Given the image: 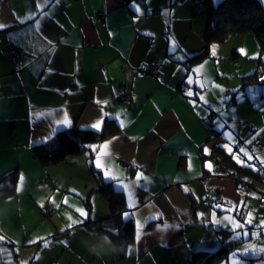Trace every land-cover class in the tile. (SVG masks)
I'll list each match as a JSON object with an SVG mask.
<instances>
[{"label":"crops","instance_id":"0c3cea01","mask_svg":"<svg viewBox=\"0 0 264 264\" xmlns=\"http://www.w3.org/2000/svg\"><path fill=\"white\" fill-rule=\"evenodd\" d=\"M98 12L104 20L95 18ZM208 15L197 0H0V178L15 168L18 174L14 192L0 198L2 264L26 260L16 250V222L8 211L24 216L20 211L30 203L35 219L21 222V230L29 231L56 215L45 200L50 188L75 189L85 199L80 209L60 204L62 233L83 232L99 242L104 230L89 222L108 217L111 207L95 172L123 194V215L135 224L134 238L124 252L104 258L63 246L58 262L264 264V177L238 178L214 155L221 147L259 173L264 81L245 83L243 75L251 70H243L230 98L233 89L229 80L226 88L220 66L225 48L205 40ZM7 43L22 54L19 63L13 51H4ZM258 49L254 70L264 77V50L257 56ZM151 64L158 65L160 78L145 72ZM121 85L131 89L129 102L115 101ZM95 123L100 127L93 128ZM114 126L84 152L52 165H43L32 148L62 129L103 133ZM97 156L119 180L104 176ZM49 238L42 234L36 242Z\"/></svg>","mask_w":264,"mask_h":264},{"label":"trees","instance_id":"16d2710c","mask_svg":"<svg viewBox=\"0 0 264 264\" xmlns=\"http://www.w3.org/2000/svg\"><path fill=\"white\" fill-rule=\"evenodd\" d=\"M197 5L209 10L204 34L208 45L215 41H223L232 33L252 31L256 34L261 49L264 50V4L261 3V0H219L217 2L197 0ZM205 54L206 51L192 57V59L200 58ZM260 76L261 73L254 70L244 74L243 78L245 83L260 79L264 81V77ZM114 129H116L115 126L103 133H99L94 129H81L79 127L62 129L49 139L34 144L32 148L35 157L43 165H52L65 160L70 155L84 152L90 143L95 142L101 136L111 134ZM214 155L229 167L230 174L238 178H242L244 174L256 175L259 178L264 177V165H259L260 170L263 171L262 173L260 170H257L259 173H255L252 169L235 162L230 154L218 146L214 149ZM95 173L99 180L98 190L105 193L109 198L111 214L108 217L90 221L89 224L101 230H105V228L117 229V234L113 235V238L116 241L124 242L125 250V245L134 238L135 224L131 218H124L123 194L119 190L111 188V181L102 178L100 173ZM17 180L16 168L0 178V198L14 192ZM198 253L200 252H195L193 260L199 256Z\"/></svg>","mask_w":264,"mask_h":264},{"label":"rangeland","instance_id":"374dc122","mask_svg":"<svg viewBox=\"0 0 264 264\" xmlns=\"http://www.w3.org/2000/svg\"><path fill=\"white\" fill-rule=\"evenodd\" d=\"M239 33H245V36L240 35ZM220 43L221 45L224 46L226 53L221 58L220 66L222 67L224 73L226 72L227 74L226 77H223L226 88H228L227 80H229V84L232 86L233 92L230 93V98H231L232 95H234L235 92L237 91V86H240L239 83L237 85L236 79H238V77L245 70L248 69L252 71L256 68L258 59L252 57V54H254L255 49H257L259 46V49L256 51L259 52L257 56H260L261 53L260 42L254 32L244 31L238 33L237 32L232 33L226 39L220 41ZM238 48H243L242 50L243 55L241 56L237 55L236 51ZM45 191L46 190L44 188V193ZM24 196L25 194L22 195V198ZM88 196H90L89 193L86 195L87 200L89 199ZM45 200H50L49 203L50 209L48 210L52 211L53 209H55L56 215L53 217L52 216L49 217L45 216L46 218L43 217L44 220L40 221L39 223H33L29 231L24 232L21 229L23 223L29 225V222L35 219L36 209H34L33 206L31 207L30 203H28L27 208L26 206H24L20 211L22 214H24V216L22 215L21 217H19L18 211L15 212V210L8 211L7 213L14 215L13 222H16V226L12 228L11 234L15 236L18 240L15 243H16V250L18 251L19 255H22L24 256V258H26L24 262L22 261L24 264H28L27 262L29 261L31 262V264H66L64 259L61 260V262H58L60 252H62L63 246H67L69 252V250L74 251L75 249H80V250L85 249L81 244L83 238H87L89 241L94 243L92 239L83 232H78L79 233L78 235L68 234L67 232L63 234L62 233L63 229L60 228L61 224L64 227L62 223V215L59 213L60 204L62 202L65 205L72 204L74 207L80 209L81 202L85 201V199H83L82 193L75 191V189H67L66 187L59 186L54 189L50 188L49 196L46 197ZM56 208L58 209V212ZM89 210L90 208L89 209L87 208V212H86L87 219L90 218L89 217L90 215H88ZM76 211L79 212L78 209H76ZM64 218L68 219V221L70 222L68 215H65ZM21 222L23 223L21 224ZM66 227L67 226H65V228ZM76 228H78L79 231H84L83 228L80 226L79 227L76 226ZM42 234L44 235L48 234L50 238L44 240L42 243L38 241L36 242L38 237ZM63 241L66 244L63 245ZM98 264L100 263L98 262Z\"/></svg>","mask_w":264,"mask_h":264},{"label":"clouds","instance_id":"9594fccd","mask_svg":"<svg viewBox=\"0 0 264 264\" xmlns=\"http://www.w3.org/2000/svg\"><path fill=\"white\" fill-rule=\"evenodd\" d=\"M94 231L90 232L89 235ZM98 234L101 235V239L97 243H92L87 238H83L81 241L82 246L89 255L97 258L112 257L120 254L124 250V242L112 239V236L117 234V229L105 228L103 232H99Z\"/></svg>","mask_w":264,"mask_h":264},{"label":"built area","instance_id":"2783aa9c","mask_svg":"<svg viewBox=\"0 0 264 264\" xmlns=\"http://www.w3.org/2000/svg\"><path fill=\"white\" fill-rule=\"evenodd\" d=\"M95 18L98 20H104L105 18V14L103 12H98L95 14ZM4 51H13L14 52V58L15 61H17V63L20 62V59L22 57V54L20 53V51L18 49H15L13 47V45L11 43H7L4 46ZM145 72L153 77L156 78H160L162 76L161 71L159 70V67L157 64H151L150 66H148L146 69H144ZM132 99V92L131 89L129 87H127L126 85H121L119 88L118 93L115 95V101L118 103H126L128 101H130ZM245 126H248L249 123L246 122L244 123ZM255 142L257 144H262L261 138L257 137ZM55 210V209H54ZM237 245H233L232 247L235 248Z\"/></svg>","mask_w":264,"mask_h":264},{"label":"snow or ice","instance_id":"6c2138e0","mask_svg":"<svg viewBox=\"0 0 264 264\" xmlns=\"http://www.w3.org/2000/svg\"><path fill=\"white\" fill-rule=\"evenodd\" d=\"M261 3L264 4V0H261ZM2 27H3V25H0V28H2ZM189 95H192V93L190 92ZM65 123H66V121H65ZM92 127L93 128H99L100 127V124L99 123H95V124L92 125ZM107 147H108V145L105 144L104 145V148H107ZM225 147H227V145H225ZM229 151H231V149H229ZM239 151L242 152V153H244L249 160L252 159V156L249 155L248 153H245L243 148L239 149ZM96 167L97 168H100V169H104V173L103 174H104V176L106 178H110L112 180H119L120 179L119 176H117L115 174H112V172H111L110 169L105 168V165L103 163H101V160H100V157L99 156H97V158H96ZM209 167H210V165H209ZM141 178H142V174L138 173L137 176H136V179L137 180H140ZM144 179H146V178H144ZM22 181H23V177L21 176L19 178V182H22ZM121 186L123 188H125V189H129L130 188V186L127 185V184H122ZM17 190H19V187L17 188ZM129 195H131L130 191H129ZM129 206H131V204ZM81 215L83 216L85 214L84 213H81ZM124 215L126 216L127 214H124ZM217 222H219V221H217ZM234 226L237 227V228H240L241 227V225H239V224H234ZM69 227H71V225H69ZM139 228H140V222L138 221L137 222V229L138 230H137V235H136L137 240H139V238H140ZM244 235H247V233H244ZM2 240H4V237L2 235H0V241H2ZM248 250L249 249H245L246 252ZM252 250H254V249H252ZM260 251H264V249H260ZM0 264H2V262H0Z\"/></svg>","mask_w":264,"mask_h":264}]
</instances>
